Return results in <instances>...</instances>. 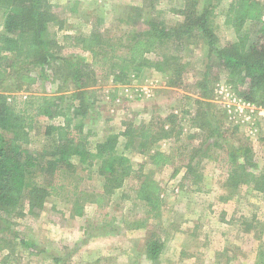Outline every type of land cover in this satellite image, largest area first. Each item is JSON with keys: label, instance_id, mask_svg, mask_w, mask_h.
I'll use <instances>...</instances> for the list:
<instances>
[{"label": "rangeland", "instance_id": "1", "mask_svg": "<svg viewBox=\"0 0 264 264\" xmlns=\"http://www.w3.org/2000/svg\"><path fill=\"white\" fill-rule=\"evenodd\" d=\"M51 1L59 20L52 28L65 45L64 55L78 53L94 60L79 45V36L94 30L110 39L112 46L108 48L115 49V58L102 60L107 63L103 69L94 66V85L75 95L79 98L69 99L76 90L70 82L64 85L67 90L61 93L66 99L59 109L65 115L36 117L28 147L41 153L50 144L45 135L49 123L83 122L90 133L87 139L94 144L121 132L126 122L140 125L161 121L164 127L174 130L157 147L171 156L154 165L136 148L124 149L125 139L121 137L119 150L131 158L136 172L112 194L104 193V178L98 166H85L77 157L72 158L73 168L61 169L53 177L36 172L35 179L54 185L52 194L35 212L25 202L23 213L7 214L0 209V264H260L264 194L252 185L237 190L226 186L229 153L241 145L251 149L258 171L264 172V117L234 104L231 97L244 99L238 94V79L219 68L214 55L212 64L217 66L208 76L211 94L200 97L198 81L211 61L201 37L186 40L177 50H170L168 44L138 46L134 55H143L150 62L145 63L139 77L131 72V80L125 84L114 82L107 71L112 63L117 67L131 65L134 56L126 45L131 32H145L149 19L169 25L180 23L183 16L176 11L186 4L196 2L199 10L206 6L211 9L209 20L220 47L234 41L237 35L228 24L234 0ZM259 1L264 5V0ZM247 31L255 35L254 26L247 27ZM69 35L76 37L68 39ZM171 54L181 59L180 76L172 77L169 70L154 65ZM30 77H35V82L24 88L56 93L58 81L53 75L45 79L35 71ZM176 80V85L171 83ZM249 114L252 117L246 119ZM186 145L189 147L184 149ZM193 148L198 151L193 157L197 184L185 177L184 165ZM141 169L144 173L154 171L152 179L162 200L158 211L137 194ZM77 205L84 207L82 215L77 214ZM156 238L163 246L152 260L148 247Z\"/></svg>", "mask_w": 264, "mask_h": 264}, {"label": "trees", "instance_id": "2", "mask_svg": "<svg viewBox=\"0 0 264 264\" xmlns=\"http://www.w3.org/2000/svg\"><path fill=\"white\" fill-rule=\"evenodd\" d=\"M210 11L207 6L199 10L196 2L186 4L176 11L183 16L180 23L169 25L163 20L149 19V28L145 32H131L127 36L129 40H126L129 52L132 49V58L134 56L131 65L117 67L112 63L107 66L114 82H129L131 72L134 77H139L145 63L150 62L143 55H134L138 46L168 44L170 50H177L186 40L201 37L211 61L206 73L198 81L200 97L206 98L211 94L208 76L217 66L212 64V57L216 55L219 68L238 79L239 96L264 106V5L259 0H234L230 6L228 24L237 37L222 47L218 45L219 37L210 23ZM57 22L58 15L51 0H0V209L7 214L23 213L24 202L31 212L43 208L54 185H45L35 179L36 172L53 177L61 169L73 168L74 157L85 166H98L104 178V193H115L136 172L131 158L119 150L121 137L125 139L124 149L136 148L154 165L162 164L171 156L157 147L174 130L164 127L161 121L140 125L126 122L121 132L111 133L94 144L87 139L90 133L85 131L83 122L73 123L69 120L60 125L49 123L45 135L50 144L47 143L41 153L28 147L36 117L53 119L57 113L65 115L59 109L61 101L66 99V95L61 93L67 90L64 85L70 82L76 90L69 99L79 98L75 95L94 85V66L100 65L103 69L107 63H102V60L109 62L115 58V49L108 48L112 46L110 39L94 30L88 35L79 36V45L89 51L94 60L89 61L78 53L64 55L62 50L65 45L60 43L56 30L52 28ZM249 26H254V36H251V31H247ZM75 37L69 35L68 39ZM180 62L179 55L171 54L154 65L159 70H169L173 77L174 74L180 76ZM35 71L45 79L53 75V79L58 81L55 94L24 88L26 84L35 82V77L29 78L30 73ZM177 81L171 83L176 85ZM20 91L26 94H18ZM14 92L16 94L12 95ZM188 147L186 145L184 149ZM251 153V149L245 145L229 153L226 186L237 190L244 185H252L264 194V172L258 171V164ZM197 154V149L193 148L184 165L185 177L193 184H197L198 178L194 176L197 164L193 163V157ZM180 155L186 158L183 152ZM153 173V170L149 173H144L142 169L139 171L136 191L139 198L158 211L162 200L158 194L159 187L152 179ZM76 210L78 215H82L84 207L77 205ZM162 246L160 239L150 242L148 251L152 260L158 257ZM259 263L264 264V250L260 253Z\"/></svg>", "mask_w": 264, "mask_h": 264}, {"label": "built area", "instance_id": "3", "mask_svg": "<svg viewBox=\"0 0 264 264\" xmlns=\"http://www.w3.org/2000/svg\"><path fill=\"white\" fill-rule=\"evenodd\" d=\"M232 101L234 102V104L239 108V109H242V108H250L251 109V112L252 114L253 113H258L259 116L261 118L264 117V108L263 107H257L256 105L252 104L251 102H248L242 98H239V97H231ZM252 116L249 114L247 115L245 118L246 119H249L251 118ZM245 120V119H244Z\"/></svg>", "mask_w": 264, "mask_h": 264}]
</instances>
